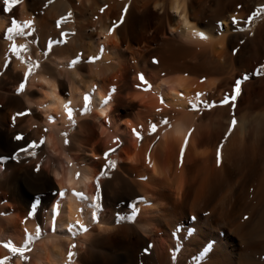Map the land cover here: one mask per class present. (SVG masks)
Masks as SVG:
<instances>
[{"label": "bare ground", "instance_id": "1", "mask_svg": "<svg viewBox=\"0 0 264 264\" xmlns=\"http://www.w3.org/2000/svg\"><path fill=\"white\" fill-rule=\"evenodd\" d=\"M262 6L20 0L7 12L0 0V260L68 264L71 251L72 264H264V75H254L264 65V13L248 22ZM13 20L26 35L10 40ZM13 44L28 45L23 61ZM245 74L235 107L219 106ZM202 101L218 106L194 110ZM41 140L35 156L11 160ZM112 148L117 164L100 176ZM6 242L28 244L27 259Z\"/></svg>", "mask_w": 264, "mask_h": 264}, {"label": "snow or ice", "instance_id": "2", "mask_svg": "<svg viewBox=\"0 0 264 264\" xmlns=\"http://www.w3.org/2000/svg\"><path fill=\"white\" fill-rule=\"evenodd\" d=\"M20 2V0H4V4H5V10L7 12L11 11L13 7H15L18 3ZM107 6H105L106 8ZM105 8H102L100 11L103 12L105 11ZM128 11V7H125L124 8V13L126 14ZM261 13H264V6L258 8L256 10V12H254L252 14V16L249 17V23H251L252 20H254L256 18L257 15H260ZM73 13L72 12H68L67 16L66 17H61V19L57 22V27H60L61 25H63L70 17H72ZM232 22H233V25H239L241 23L240 20H238L236 17H233L232 18ZM31 21H26L24 22V24L28 27H31ZM124 23V17L121 16L120 20L119 21H116L113 23L112 27L108 30V33L107 35L108 36H112L116 33L118 27H120V25H122ZM186 26L187 27H191L190 25H187L186 23ZM221 28L223 27V25L221 24L220 25ZM243 30V29H241ZM173 31H175V29H173ZM8 32L10 33L9 35V39L11 40L12 39V35L11 33H16L17 35H26V33L24 32V30L20 27V25L15 21L13 20L12 22V27H10L8 29ZM194 35L200 37L202 40H207L208 39V36L202 32V31H194L193 33ZM63 36H67L68 33L65 32L62 34ZM55 43H60V41H55ZM51 43L48 45L49 48H51ZM12 52L15 53L16 55L20 56V59L21 61L24 60V57L21 53L23 52H27L29 50L28 48V45L26 44H22V45H17V44H13L12 45V48H11ZM80 57H78L76 60H74L72 63L73 65L77 64L80 62ZM100 57L98 56H93L91 58H89L90 62H95L97 60H99ZM32 67H38V64L37 65H32L28 68V76H30L32 74ZM254 75H257V76H260V75H264V65H260L256 70H255V73ZM249 75L248 74H245L243 75L242 77H240L239 79H237L235 82H234V86H233V92L231 93H228L224 96V98L222 100L219 101V106H227V105H231L233 108L235 107V102L237 101V99L241 96V93H242V85L244 84L245 81L249 80ZM139 80L147 85V80L145 78V76L143 74H140L139 75ZM25 89H26V81L25 82H21L20 85H19V89L18 91H20L21 93L25 92ZM113 91H115V89H113ZM198 95H202V94H198ZM89 101V97L88 96H85V102H86V105H87V102ZM163 102V101H162ZM71 104V101H69L68 105H65V109H66V112H67V116H68V119L70 121H72L73 123H75V120H74V109L70 106ZM217 102L216 101H211V102H201V104L198 106L196 104H193L192 107L194 110H199L200 107H203V108H208V109H211V108H214V107H217ZM85 111H87V106L85 107ZM30 112L31 110H27V111H19V112H16L15 115L12 117V120L15 121L17 120L19 117H25V116H28L30 115ZM164 124H168V121L165 119L163 121ZM236 120L233 119L232 120V125L235 126L236 125ZM151 130L153 133H155L157 131V125L156 124H152L151 126ZM135 131V130H134ZM137 136L139 137L140 136V133L139 132H136ZM178 135H180L181 133H177ZM65 136H67V133H64ZM25 137L21 134V135H17L15 137V139L17 140H23ZM67 142V141H65ZM188 139L185 138L184 140V145L185 147L188 145ZM44 141L41 140L39 142H36V141H32L30 142L25 148H22L20 149V153H27L29 155H32V156H35L36 155V152L34 151V149H36L37 147H39L41 144H43ZM116 149L115 148H112V149H109L108 151H106L104 153V158L106 160V165H105V168L101 170L100 172V176H105L108 174V170L109 169H112L116 166L117 162L115 160H112L110 159L109 157L111 156V154L113 152H115ZM221 150H218V153H217V162L220 163L221 162ZM183 154H184V150L182 149L181 150V159H183ZM149 165H151V158H149ZM38 170V168H37ZM77 177L80 176V173H77L76 174ZM76 195L79 196L80 198H84V193L83 192H76ZM97 200H99V196H97ZM35 213L34 212H31L29 213V217L33 216ZM27 219V218H26ZM79 223V222H77ZM80 228L84 231V232H87L88 231V228L84 225V224H80ZM37 235H39V226H37ZM34 239V237L31 235V234H27V241H28V244H30L32 242V240ZM28 244H25L23 246H16L14 245L12 242H6L4 243V247L5 248H8L13 254H18L20 255L21 257H23L25 260L27 259V257L24 255L25 252L28 250ZM73 248L75 247V245L72 246ZM75 255L74 252H69L68 256H69V261H68V264H72V257ZM11 258L10 257H4L2 260H0V264H8V261L10 260Z\"/></svg>", "mask_w": 264, "mask_h": 264}, {"label": "rangeland", "instance_id": "3", "mask_svg": "<svg viewBox=\"0 0 264 264\" xmlns=\"http://www.w3.org/2000/svg\"><path fill=\"white\" fill-rule=\"evenodd\" d=\"M21 141V140H19ZM24 148L23 146L21 147H17L14 149V151L12 152V157H11V160L14 161V162H18L20 161V158H19V154H20V149ZM14 155V156H13Z\"/></svg>", "mask_w": 264, "mask_h": 264}]
</instances>
